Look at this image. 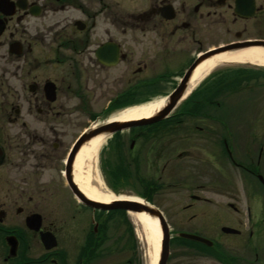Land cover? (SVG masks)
<instances>
[{
  "label": "flooded vegetation",
  "instance_id": "af4514ba",
  "mask_svg": "<svg viewBox=\"0 0 264 264\" xmlns=\"http://www.w3.org/2000/svg\"><path fill=\"white\" fill-rule=\"evenodd\" d=\"M254 47L264 49V0H0V264H104L108 213L117 210L89 206L72 189L82 138L126 108L167 96L205 53ZM228 64H238L234 87L264 76L263 64ZM145 88L154 92L140 99ZM200 90L183 96L196 111ZM159 122L103 137L105 179L120 176V164L138 179L151 158L163 159L169 176L188 137L217 132ZM258 132L245 162L228 135L213 142L238 171L219 162L212 188L180 190L186 200L174 207L185 226L173 229L165 218L166 264H264V126ZM196 174L189 181L203 180Z\"/></svg>",
  "mask_w": 264,
  "mask_h": 264
},
{
  "label": "rangeland",
  "instance_id": "374dc122",
  "mask_svg": "<svg viewBox=\"0 0 264 264\" xmlns=\"http://www.w3.org/2000/svg\"><path fill=\"white\" fill-rule=\"evenodd\" d=\"M220 39L221 38H218L217 41ZM237 65L238 64L232 65L228 63L219 64L211 70L192 91L187 93L190 95L193 91L201 89L200 92H202V97L201 95L197 97L200 104L197 111L196 106L193 107L192 104H185V98L187 96L185 95L170 114H179L177 119H175V121L180 120L179 124L185 126L198 125L204 127L203 132L207 130L217 132H209L208 134L203 133L202 138L188 137L184 143L186 148L189 146L191 147L185 149L186 151L183 152L184 154H182L180 159H176V152L173 153L169 176H167V173L163 169V159L156 162L155 159L151 158L148 164L140 166V176L138 179L133 177L132 167L128 168L123 164L118 166L123 173H118L120 176L117 178H111L110 175V178L107 179L103 177L100 169L99 155L103 143L96 153L95 170L104 184V187L115 196L139 199H143V196H148L150 197L151 203L159 208L163 216L168 219L173 229H180L185 226V224H182L184 218H181V209L174 207L175 205L184 204V200H186L185 197L181 196L182 193L180 190L185 187H197V184H202L200 188L203 189L212 188V186H210L211 181L208 179L214 172V170H212V168L215 167L214 164L217 165L219 162L223 164L221 167L226 169V171H238L234 168H228V165L222 160L221 148L218 145H214L213 142L215 143L222 136L228 135L229 137L227 139L230 142L229 146L235 150L233 156H235L236 160L245 162L243 154L248 146L246 142L250 141L249 135L256 136L257 141L255 142H258V131L260 127L264 126L263 75L259 76V79L253 78L250 81H245L246 83L249 82L248 86L245 85V82H242V84L235 87L237 89L236 91L231 90L230 87L228 90L222 89L221 92H215L217 90H214L212 93L211 90H208V88H212V86L218 82L217 80H219V78L223 79L224 76L229 77L234 70L233 67ZM228 81L229 79L224 82L228 84ZM169 87L170 86H167L165 90H168ZM153 92V88L140 89L137 96L140 99H146ZM204 96L210 97L208 98L209 101L203 100L202 98H204ZM186 109L192 110L189 111L190 114L184 116L181 112H184ZM170 122H173V120L167 121L164 124H170ZM246 132L248 133L247 136ZM178 134L182 135V132H178ZM220 140H222V138ZM190 141H192L191 145H189ZM179 142V140H176L173 145H178L177 147H180L181 144H178ZM162 145L161 143V146ZM256 147L257 143L253 144V154L257 152ZM214 151H216V153H214ZM111 161H107L110 172ZM112 163L115 162L113 161ZM197 165H199L198 170H196V167H198ZM196 172L203 174V180L200 182L189 181L191 178H197ZM168 182L171 183V187L169 188L170 193H168L169 191L166 192V184ZM154 186H157V188L154 189ZM206 195L209 196V194ZM107 221L109 223L106 232L107 240L101 250V255L105 256L102 258L106 262H104V264H128L127 261L130 259L132 260L131 264H153L152 253L154 244L152 239L147 230L137 223L130 213H124L122 210L108 213ZM98 264H100V262Z\"/></svg>",
  "mask_w": 264,
  "mask_h": 264
},
{
  "label": "bare ground",
  "instance_id": "6f19581e",
  "mask_svg": "<svg viewBox=\"0 0 264 264\" xmlns=\"http://www.w3.org/2000/svg\"><path fill=\"white\" fill-rule=\"evenodd\" d=\"M245 60H250L264 65V49L254 47L234 53L223 52L202 61L193 71L187 84L188 86L185 94L191 91L203 78H205V76H207L211 70L219 64L242 62ZM163 101V98H159L131 106L119 112L113 118L116 120H135L138 118H146L156 112L162 106ZM103 141V136L94 137L85 143L80 149L74 164V180L85 196L97 202L108 203L114 198L120 196H115L104 187V184L95 170L96 153L103 144ZM130 214L133 216L134 220L142 225L149 233V236L154 244L152 261L153 264H156L161 238L157 220L145 215L144 213L130 212Z\"/></svg>",
  "mask_w": 264,
  "mask_h": 264
},
{
  "label": "water",
  "instance_id": "95a60500",
  "mask_svg": "<svg viewBox=\"0 0 264 264\" xmlns=\"http://www.w3.org/2000/svg\"><path fill=\"white\" fill-rule=\"evenodd\" d=\"M223 49L224 48H219L207 52L204 55H202L200 58H198L186 71V73L181 78L180 82L177 84L175 89L167 96L162 97L164 100L162 106L152 115L146 118H138L135 120L117 119V120L105 122L89 130L84 136V138H82V141L84 140L89 141L97 136L104 137L105 135H110L111 133L121 129H125L131 126L147 125V124L159 122L167 118L170 115V113L175 109V107L180 102V100L183 98L188 86L187 84L195 68L202 61L210 58L214 54L222 53ZM71 186L74 193L76 194L77 198L80 201L94 208H99L103 210H123L126 211L127 213L130 212L144 213L145 215L151 218H155L157 220L161 233L159 252H158V258L156 264H166L169 253V228L165 220V217L163 216V213L159 210V208H157L156 206H154L152 203H150L145 199H139V198L136 199L130 197H121V196L114 198L111 202L108 203L97 202L85 196V194L79 189V187L76 185L75 182L72 181ZM192 238L203 240L199 237H194V236H192Z\"/></svg>",
  "mask_w": 264,
  "mask_h": 264
},
{
  "label": "trees",
  "instance_id": "16d2710c",
  "mask_svg": "<svg viewBox=\"0 0 264 264\" xmlns=\"http://www.w3.org/2000/svg\"><path fill=\"white\" fill-rule=\"evenodd\" d=\"M229 79V83L227 84V82H224L225 80H228ZM247 80V79H246ZM218 82H216V84H214L213 86H212V88H208V90H211V92L212 91H214V90H217V91H215V92H221L222 91V89L223 90H228V88L230 87L231 88V90H234V88L235 87H237L240 83L239 82H237V85H235V87L231 84V80H230V75H229V77L228 76H224L223 77V79H220L219 78V80H217ZM236 81H239L238 79L236 80ZM224 82V83H223ZM213 93V92H212ZM208 98H210V97H207V96H204V98H202L203 100H207V101H209V99ZM177 116H179V114L178 115H176V117ZM171 120H173V118H170ZM169 118H167V119H165V120H163V121H161V122H159V124H164L165 122H167V121H169L170 120ZM177 119V118H176ZM170 120V121H171ZM180 122V120H176V121H173V122H170V123H179ZM146 200H148V201H150L151 202V200H150V197H148V196H143ZM124 212V211H123ZM125 213V212H124ZM130 261H131V259H130ZM127 263H130V262H127Z\"/></svg>",
  "mask_w": 264,
  "mask_h": 264
}]
</instances>
